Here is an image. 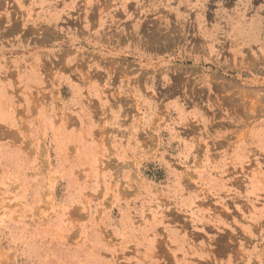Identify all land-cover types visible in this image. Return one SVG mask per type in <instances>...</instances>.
<instances>
[{
	"label": "rangeland",
	"instance_id": "rangeland-1",
	"mask_svg": "<svg viewBox=\"0 0 264 264\" xmlns=\"http://www.w3.org/2000/svg\"><path fill=\"white\" fill-rule=\"evenodd\" d=\"M0 264H264V0H0Z\"/></svg>",
	"mask_w": 264,
	"mask_h": 264
}]
</instances>
